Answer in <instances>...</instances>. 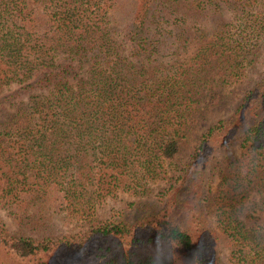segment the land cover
Instances as JSON below:
<instances>
[{
    "label": "trees",
    "instance_id": "trees-1",
    "mask_svg": "<svg viewBox=\"0 0 264 264\" xmlns=\"http://www.w3.org/2000/svg\"><path fill=\"white\" fill-rule=\"evenodd\" d=\"M133 1L135 18L121 36L111 15L114 0H0V203L39 210L48 203L79 227L33 237L0 221V246L22 263L67 251L66 261L53 264H82L96 240H129L134 252L123 257L116 246L103 264H209L172 215L174 186L187 183L216 152L237 147L240 158L229 165L238 170L221 183L217 217L232 260L264 264V81L230 118L206 130L163 192H171L163 212L135 224L98 217L105 199L149 193L167 175L165 164L180 153L189 120L206 109L201 102L219 99L210 71L222 86L238 82L264 40V0ZM160 1L228 13L230 21L193 36L188 20L168 28V20H148ZM191 45L192 54L183 57ZM252 192L260 205L250 226L243 215ZM144 233L150 236L141 244Z\"/></svg>",
    "mask_w": 264,
    "mask_h": 264
},
{
    "label": "rangeland",
    "instance_id": "rangeland-1",
    "mask_svg": "<svg viewBox=\"0 0 264 264\" xmlns=\"http://www.w3.org/2000/svg\"><path fill=\"white\" fill-rule=\"evenodd\" d=\"M162 2L165 1H160L154 5L148 20H168L167 24H164L166 28L169 24L175 23L174 20H188L189 31L193 36L199 35L201 28L212 30L218 20L225 23L230 21V14L228 13L218 12L214 14L211 11L200 10L198 13L194 8L186 7L187 4L182 6V3H174L171 6L172 3L170 2L168 4ZM114 4L115 6L111 10L112 19L116 22L118 32L123 36L131 21L134 20L137 8L134 6L133 0H114ZM195 20H200L201 24L199 22L194 23ZM177 32L180 31H175L173 35L169 36V40L174 41ZM193 50L191 45L183 57L192 54ZM164 60L167 61L168 59ZM207 79L212 80V87H218L216 92L219 94V99L215 105H213L214 103L210 104L209 97L201 102L202 106L206 105V109L197 112L189 120L186 129L188 131L187 137L182 140L180 153L174 160L167 161L165 164L167 175L151 183L149 193L132 194L121 191L117 197L105 199L97 212L100 220L126 219L127 223L135 224L138 221H146L167 208L171 201L169 195L171 192L166 193L165 197L162 194L182 174L181 170L188 163L206 130L213 123L230 118L248 91L264 81V40L259 42V47L248 57L243 76L238 82L229 86H222L220 85V75L214 70L210 71V76ZM232 157L240 158V151L237 147L216 152L200 172L190 174L191 178L187 183L185 180L177 181L174 186V189L179 193L176 195L174 192L176 203L172 208L174 210L172 215L183 228L193 235L204 259L209 264H236L232 260L231 246L222 233L217 217L220 212L217 201L221 200L217 195H220V191L224 190V187L221 188V183L224 178L234 177L238 170L235 166L230 168L229 162ZM198 181L200 183L197 184ZM199 190L202 192L201 197L198 195ZM249 196L245 201L246 209L243 218L251 226L255 221L252 216L257 217L259 215L257 203L259 202L260 205V198L255 192ZM57 211L56 207L54 208L48 203L44 204L43 210H39L34 205H29L27 202L21 204L20 207H6L0 203V221L15 234L33 237L60 236L79 231L77 224L69 223V219H65V214L63 212L57 213ZM139 236L143 239L141 240V244H143L150 235L144 233L139 234ZM116 246L123 257L136 249L129 240H115L114 242L96 240V243L91 246V252L81 256L80 263L103 264L104 254L109 252L110 255H113ZM66 255H68L67 251L59 252L53 256L44 257L43 261H23L22 263L16 258H10L11 255L8 251L0 246V264H41L42 262L43 264H53L54 262L66 261ZM66 264L73 263L67 261Z\"/></svg>",
    "mask_w": 264,
    "mask_h": 264
}]
</instances>
